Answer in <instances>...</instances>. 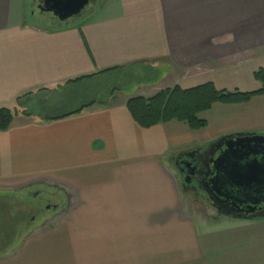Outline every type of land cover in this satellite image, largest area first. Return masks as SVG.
<instances>
[{
	"label": "crops",
	"instance_id": "1",
	"mask_svg": "<svg viewBox=\"0 0 264 264\" xmlns=\"http://www.w3.org/2000/svg\"><path fill=\"white\" fill-rule=\"evenodd\" d=\"M38 4L0 0V108L17 111L0 131V192L59 184L84 218L99 219L101 227L117 223L108 230L34 232L0 255V264H264V221L214 220L215 210L201 200L194 207L200 216L191 210V230L115 227L135 219L143 220L141 229L152 219L182 223L187 195L178 192L175 156L229 134H264V96L214 104L198 115L205 122L199 130L177 121L143 129L126 108L133 98L127 94L77 114L45 115L56 111L45 93L139 66L175 74L170 85L182 90L211 84L218 91H257L264 0H102L78 22L63 23L35 12ZM79 78L88 79L71 83ZM35 100L39 112L22 115ZM204 213L206 223L231 225L196 230Z\"/></svg>",
	"mask_w": 264,
	"mask_h": 264
},
{
	"label": "rangeland",
	"instance_id": "2",
	"mask_svg": "<svg viewBox=\"0 0 264 264\" xmlns=\"http://www.w3.org/2000/svg\"><path fill=\"white\" fill-rule=\"evenodd\" d=\"M101 1L102 0H97L94 5L89 3L79 17L71 19L70 21L78 22L83 19L86 16L85 14L96 8ZM89 7H91L90 9L92 10H90ZM35 12L39 11L37 10ZM45 25L49 26V24ZM164 72L167 71L164 70ZM173 76H175V74H173ZM173 76L171 74L157 75L156 71L151 69L149 65L143 67L139 66L107 75L100 79L88 81L86 87L76 86L70 87L67 90L60 89L58 91L48 92L45 93L47 94L48 102L53 105L55 104L56 111H54L53 108L52 111L54 112H50V114L47 112L45 115H56L57 113L65 112L70 113L90 102H96L97 104L110 102L112 98L113 100H118L125 94L133 96V98L142 97L147 99L160 91L178 87L173 84L170 85L173 81L170 79ZM159 79L161 80L158 82ZM42 96H44L43 93L40 94L41 102ZM47 104L49 105V103ZM37 107L35 100L32 104H26L23 110H25V113L27 112L34 115L36 112H39ZM179 186L178 192L180 196H183L182 193H184L185 196L187 195L182 204L188 206L185 208L184 217L181 221L179 220V222L182 223H178L175 219L168 221L165 219H152L147 221L149 224L148 229H141L140 226H142L143 220L135 219L129 221L119 220L115 227H119L120 232L127 230L129 224L130 230H176L173 228L177 227H180L182 230H191L190 226L196 221V219H194L195 215L198 217L200 216L199 213L201 209L197 210L194 208L201 205L199 200L203 201L210 208L211 206L202 194L198 196L190 191L182 190L181 180ZM71 194L70 190L64 186L51 182H42L19 187V190L15 191L0 192V255L9 253L14 246L20 243L27 235L37 231L39 232L40 230H65V228H67L66 230H108L112 227L113 222L115 224L117 223V220H105L103 221V227H101L99 226V219L91 218L88 220V218H84V214L79 212L81 211L79 202H75ZM189 197L192 198V201H190L191 199L189 200ZM191 210L195 212L194 218ZM202 217H204L203 222L205 223L201 224L198 222L197 225L195 224L196 230H220V227L223 228L227 226V224H230L228 223L229 221H224L225 223H206V221H210V216L207 218L204 213ZM220 218L224 217L215 212V217L211 219L219 220ZM229 218L233 219L231 217ZM240 221L254 222L264 221V219ZM3 236L7 238L5 241L2 239ZM124 236L127 237L126 235ZM9 240L10 243L6 244Z\"/></svg>",
	"mask_w": 264,
	"mask_h": 264
},
{
	"label": "water",
	"instance_id": "3",
	"mask_svg": "<svg viewBox=\"0 0 264 264\" xmlns=\"http://www.w3.org/2000/svg\"><path fill=\"white\" fill-rule=\"evenodd\" d=\"M38 1L39 12L63 23L79 17L91 0ZM209 147L213 155L204 165V194L211 207L224 217L264 219V215L253 214L264 204V134H229Z\"/></svg>",
	"mask_w": 264,
	"mask_h": 264
},
{
	"label": "trees",
	"instance_id": "4",
	"mask_svg": "<svg viewBox=\"0 0 264 264\" xmlns=\"http://www.w3.org/2000/svg\"><path fill=\"white\" fill-rule=\"evenodd\" d=\"M88 78H92V76ZM88 78H79L71 83H78ZM253 78L259 84V89L255 92L218 91L211 84H205L189 90H181L178 87H174L160 91L147 99L142 97L131 98L127 101L126 108L134 122L143 129L177 121L185 123L191 130H199L205 127V122L200 120L198 115L211 109L214 104H241L247 103L255 96H264V71H256L253 74ZM92 105L93 102H90L71 114H77L83 108ZM16 114V110L0 108L1 132L8 129ZM22 115L28 116L25 112ZM2 239L5 241L7 238L3 236ZM8 243H10V240L6 242V244Z\"/></svg>",
	"mask_w": 264,
	"mask_h": 264
},
{
	"label": "flooded vegetation",
	"instance_id": "5",
	"mask_svg": "<svg viewBox=\"0 0 264 264\" xmlns=\"http://www.w3.org/2000/svg\"><path fill=\"white\" fill-rule=\"evenodd\" d=\"M96 2L97 0H91L90 4L94 5ZM91 7H89V9ZM211 155H213V148L207 147L202 151L181 153L175 156L174 159L177 162L176 164H179L178 168L182 190L190 191L198 196H201L202 194L205 197L204 189L206 183V171L204 165L207 164ZM191 166L198 167V169H192ZM215 212L217 213V210H215ZM253 214L264 215V204L261 203L259 210L255 211Z\"/></svg>",
	"mask_w": 264,
	"mask_h": 264
}]
</instances>
